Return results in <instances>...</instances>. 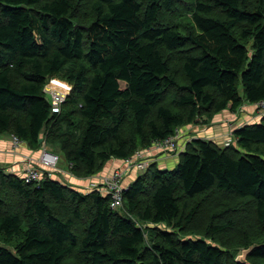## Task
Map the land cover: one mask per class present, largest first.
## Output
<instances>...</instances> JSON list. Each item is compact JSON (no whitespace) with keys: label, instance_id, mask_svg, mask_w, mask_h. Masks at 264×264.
Here are the masks:
<instances>
[{"label":"trees","instance_id":"16d2710c","mask_svg":"<svg viewBox=\"0 0 264 264\" xmlns=\"http://www.w3.org/2000/svg\"><path fill=\"white\" fill-rule=\"evenodd\" d=\"M56 76L73 86L60 113ZM262 99L264 0H0V134L58 145L74 177ZM262 119L225 147L194 138L175 168L151 163L124 210L59 174L0 172V264H241L254 245L264 264ZM201 216L222 245L187 236Z\"/></svg>","mask_w":264,"mask_h":264},{"label":"crops","instance_id":"0c3cea01","mask_svg":"<svg viewBox=\"0 0 264 264\" xmlns=\"http://www.w3.org/2000/svg\"><path fill=\"white\" fill-rule=\"evenodd\" d=\"M49 83L50 82L46 83L45 88L52 87L61 90L57 87H53V85L49 86ZM262 118L263 117L260 116L255 108V103L246 102L241 108L235 111L227 108L216 114L209 124L201 125L202 127L200 130L195 128L197 124L194 125L193 123L180 127L179 152L166 154L152 149V151L148 153V159L151 163L156 162L160 168L175 167L180 161V152L185 150L187 144L194 138L202 137L204 139L213 140L221 145H223V143L227 145L229 139L234 138L233 132L235 129L246 123H260L263 120ZM12 135L13 134L10 132L0 134V172L4 171L23 177L28 166L31 164H39L42 147L34 148L24 141L18 147H14ZM151 148H154V145L151 146ZM125 160L126 159L113 158L108 161L105 165V169L97 179L103 178V180H106L107 176L113 175L116 171H121L125 174L124 182L131 185L138 177L137 175L142 174V172L136 167H129ZM61 167L63 171L54 172V174H59L61 177H66V179L75 178L70 168H68L65 159H62ZM97 175L98 174H95L88 178H84L83 183L88 184L91 181H95ZM61 177H59V179H62ZM72 182H77V180L73 179Z\"/></svg>","mask_w":264,"mask_h":264},{"label":"built area","instance_id":"2783aa9c","mask_svg":"<svg viewBox=\"0 0 264 264\" xmlns=\"http://www.w3.org/2000/svg\"><path fill=\"white\" fill-rule=\"evenodd\" d=\"M45 92L49 98V101L51 102L52 111L55 113H60L69 93H66L62 90L54 89L52 87H46ZM255 106L257 107V111L260 116L264 117V99L256 102ZM179 136L180 131L178 129L174 135H171L163 140H157L151 146L154 145V147H156L157 149H168L170 153H177L179 152ZM12 137L14 147H18L23 142L19 138V136L15 134H13ZM229 143L230 142H228V144ZM146 156L147 155L143 153V151H141L140 149L137 150L131 157L126 158L125 161L129 167H136L137 169L144 170L151 164L150 160ZM61 161V156L49 149L48 145L46 144V141H44L38 164L39 166L35 164H31L30 166H28L23 176L25 182H40L44 177L45 172H62L63 168L61 167ZM66 162L68 168L71 169L73 164L69 161ZM124 177L125 174L121 171H116L113 175L106 177V180L104 182V192H106V194H108V196L110 197L111 209L117 210L124 206L125 193L130 187L129 184H124ZM94 189H100V187L95 184L90 187L89 191Z\"/></svg>","mask_w":264,"mask_h":264},{"label":"rangeland","instance_id":"374dc122","mask_svg":"<svg viewBox=\"0 0 264 264\" xmlns=\"http://www.w3.org/2000/svg\"><path fill=\"white\" fill-rule=\"evenodd\" d=\"M83 9L84 10H86V6L85 5H83V6H81V10L83 11ZM81 14L83 15V13L81 12ZM180 74H181V71L180 70H177V73H176V76H177V78L179 79L180 78ZM51 79V80H50ZM49 80H48V82H50L49 83V86H51V85H53V87H57V88H59V89H61V90H64V91H66V92H72V88H73V86H72V84L70 83V82H68L64 77H60V76H56V77H53V78H50ZM69 93V94H70ZM255 108L257 109V107L255 106ZM220 113V112H219ZM194 125L195 124H197L196 126H195V128H197L198 130H200L201 129V125H205V124H202L200 121H197V122H195V123H193ZM197 130V131H198ZM197 131H195V132H197ZM57 147H58V145H56ZM219 146H222V147H225V143H223V145H221V144H219ZM55 148V150H56V148L57 147H55L54 145L53 146H51V149L53 150V151H55L54 150V148ZM59 148V147H58ZM151 146L149 147V148H146V149H141V151L143 150V152L147 155L146 157L148 158V153L149 152H151L152 151V149H154V150H157V151H159L160 153H167V154H170V152H169V150L167 149V150H165V149H155V147L154 148H151ZM56 152V151H55ZM59 152H60V150H59ZM60 153H62V152H60ZM114 159H116V158H114ZM176 167V166H175ZM175 167H172V168H175ZM171 168V169H172ZM105 169V166L103 167V169L100 171V172H98V173H96V174H98L97 175V177H96V180L95 181H91L90 183H83V179L84 178H81V177H77V176H75V178H73V179H76L77 180V182H72V178H69V179H66V177H62V180H65V181H69L71 184H73L74 183V188H76L77 190H79V191H81V192H87V191H89V189H90V187H92L93 185H98L99 187H100V191H102V192H104V182H105V180H103V178H100L99 180L97 179L98 177H99V175H101V173H102V171ZM141 172L142 173H144V171L143 170H141ZM140 173V172H139ZM103 176V175H102ZM138 176V175H137ZM108 177V176H107ZM65 178V179H64ZM98 182V183H97ZM124 184L125 185H128L127 183H125L124 182ZM125 209V206L124 207H122V210H124ZM254 222H252L253 223V225H254V227H257V226H255V224H257L258 225V223L255 221V220H253ZM207 224V222L205 221V218H204V216H201L199 219H197L195 222H192L190 225H188V227H186L185 229H187L185 232H187V231H189L190 233H186V234H188L187 236H189V237H192V238H204V239H207L208 241H210V242H212V243H214V244H220V245H222L221 243H219V242H217V240L215 239V238H213V237H211L208 233H207V231H206V229H204ZM143 227L145 228V229H147L146 227L147 226H145V225H143ZM258 228V227H257ZM243 252V249H241V248H239L238 250H237V252H236V254H237V257L238 256H242V253ZM237 257H236V260H237ZM243 257V256H242ZM247 260H248V257H247ZM249 261V260H248ZM238 263H241V264H244L243 262H240V261H237ZM66 264H79L77 261H76V259L75 258H69L68 260H67V263Z\"/></svg>","mask_w":264,"mask_h":264},{"label":"water","instance_id":"95a60500","mask_svg":"<svg viewBox=\"0 0 264 264\" xmlns=\"http://www.w3.org/2000/svg\"><path fill=\"white\" fill-rule=\"evenodd\" d=\"M256 245H254V246H252V247H250V248H248V249H244L243 250V254H242V256L240 255V256H238L237 257V261H240V262H243V263H245V264H251L248 260H247V257H248V254L252 251V249L255 247Z\"/></svg>","mask_w":264,"mask_h":264},{"label":"bare ground","instance_id":"6f19581e","mask_svg":"<svg viewBox=\"0 0 264 264\" xmlns=\"http://www.w3.org/2000/svg\"><path fill=\"white\" fill-rule=\"evenodd\" d=\"M44 135V134H43ZM46 139V138H45ZM46 141V140H45ZM44 142V141H43ZM47 143V142H46ZM143 151V150H142ZM144 153V152H143ZM167 154V153H166ZM155 163V162H154ZM38 183V182H37ZM39 184V183H38Z\"/></svg>","mask_w":264,"mask_h":264}]
</instances>
